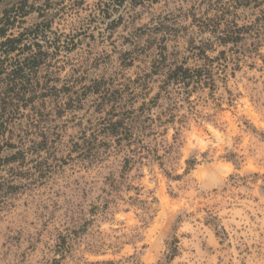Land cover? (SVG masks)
I'll return each mask as SVG.
<instances>
[{
	"label": "clouds",
	"instance_id": "clouds-1",
	"mask_svg": "<svg viewBox=\"0 0 264 264\" xmlns=\"http://www.w3.org/2000/svg\"><path fill=\"white\" fill-rule=\"evenodd\" d=\"M28 4L27 22L0 35L6 63L37 45L59 47L64 83L82 91L84 82L114 81L117 107L132 117L131 147L96 140L83 163L72 154L43 182L33 176L22 196L0 195V264H264V0ZM221 48L240 66L235 79L231 70L217 75ZM177 65L187 70L179 78ZM53 107L59 112V101ZM49 117L17 120L13 131L74 144L73 133L87 130L78 120L97 118L88 107L79 117ZM61 140L53 161L68 155Z\"/></svg>",
	"mask_w": 264,
	"mask_h": 264
},
{
	"label": "rangeland",
	"instance_id": "rangeland-1",
	"mask_svg": "<svg viewBox=\"0 0 264 264\" xmlns=\"http://www.w3.org/2000/svg\"><path fill=\"white\" fill-rule=\"evenodd\" d=\"M31 10L32 6L28 4V0H0V35H7L18 24L27 22L23 17L28 16ZM121 15H123L122 11ZM4 43L10 46L11 51H16L14 43L9 41ZM159 43L164 45L166 53L169 46L163 40ZM229 53L230 49L226 51L221 48L214 58V63H216L217 75L223 76L225 72L231 70L230 74L235 79L239 75L240 66L230 60ZM63 54H65L63 48L57 47L54 51H48L37 45V51L32 55L24 56L22 60L13 59L12 64H8L6 63L8 53H0L5 56V61H0V84L7 82L2 89L3 98H0V136L4 138L3 143H0V172L6 174V179L0 177V195L22 196L24 191L31 187L30 181L33 176L43 182L47 174L52 171L53 163L67 167L69 163L73 162L72 154L79 153L75 156V160L83 163L81 156H84L86 161L87 154L97 146L96 140L101 141L100 147L102 148H107L113 143L117 147L121 144L131 147L132 133L128 130V122L132 117L117 107L122 99L121 88L114 81L95 84L84 82L81 91L79 83H64L62 66L58 67L57 61V57ZM235 55H239V50ZM125 56L127 57V52ZM220 62L223 63V71L219 70ZM125 63L130 68L132 67L130 57L125 59ZM58 71L61 74L57 75ZM186 71L180 65L172 69L173 75H177L178 78ZM180 82L183 83V81ZM191 86L194 87V85ZM105 89L108 90L107 93ZM80 95L87 98L78 106ZM93 96L100 98L99 104H93ZM57 101H59V112L53 107ZM85 107H88L89 111L97 118L95 120L91 118L78 120L77 126L87 130L82 134L73 133L77 137L74 144L69 139L68 144L64 145L58 135H37L32 139L30 129L28 137L13 131L17 120L29 118L35 124L42 125L48 113H50L49 118L58 117L63 120L69 119L73 115L79 117ZM21 108L24 109L23 112H21ZM141 109H143V105H141ZM90 126H94L95 131ZM22 127L27 128V125H22ZM41 130L43 131V128ZM24 140H27V147L22 146L21 142ZM57 140H61L59 151L68 155L56 154L58 158L53 161L52 155L49 153ZM125 166L127 167V163ZM200 178L207 179L208 177L202 175ZM40 187H43V183L40 184ZM97 264H113V262L103 261L97 262Z\"/></svg>",
	"mask_w": 264,
	"mask_h": 264
},
{
	"label": "trees",
	"instance_id": "trees-1",
	"mask_svg": "<svg viewBox=\"0 0 264 264\" xmlns=\"http://www.w3.org/2000/svg\"><path fill=\"white\" fill-rule=\"evenodd\" d=\"M13 158V157H12ZM14 159V158H13Z\"/></svg>",
	"mask_w": 264,
	"mask_h": 264
}]
</instances>
